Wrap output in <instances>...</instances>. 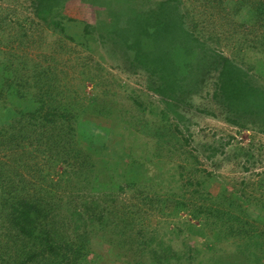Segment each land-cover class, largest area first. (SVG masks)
Returning <instances> with one entry per match:
<instances>
[{
  "label": "rangeland",
  "instance_id": "374dc122",
  "mask_svg": "<svg viewBox=\"0 0 264 264\" xmlns=\"http://www.w3.org/2000/svg\"><path fill=\"white\" fill-rule=\"evenodd\" d=\"M95 1L67 0L64 12L55 17L57 19L49 18L44 22L36 16L32 0H0V66L10 65L19 80L33 82L32 68L39 61L56 74L52 82L62 89H69L71 96L86 102L89 97L96 96L98 105L105 102L113 111H118L110 120L105 116L93 118L108 128L107 149L100 148L103 138L91 141L80 138L83 147L90 148L94 156L100 157L99 161L107 160L106 170L98 169L101 164L94 157L96 174L92 181L86 172L88 168L90 170L89 159L68 158L63 161L59 156L55 160L52 158L54 153L44 149L43 140L26 142L18 127L28 125L39 129L28 123L30 115L26 113L21 122L15 124L11 146L1 144L3 140H0V161L5 170L3 183L15 190L14 196L21 198L43 197V193L54 195L53 204L57 206H54L51 217L56 219L52 231L55 237L62 235L59 239L74 241L75 227L78 234L84 228L87 232L82 239L90 241L92 251L100 256L98 261L90 260L93 254H88V263L83 264H111L112 261L114 264L126 261L137 264H264V256L259 250V245L264 242L261 235L264 232V181H261L264 179V134L250 126L231 125L223 114L218 113L219 107L212 97L214 70L203 74L201 89L190 96V106L179 108V113L190 121L186 125L189 131L184 132L185 125L179 124L172 114L161 113L164 104L161 96L149 89L147 72L130 69L123 56L125 48L120 43H111L107 31L120 18V13L113 7L114 0H109L108 9ZM158 1L131 0L130 5L145 13L154 9ZM239 3L242 6L239 7ZM183 8L188 23L195 22L199 29L204 27L203 30L211 36L208 42L213 47L244 68L248 66L255 80L264 84V50L251 45L264 38V31L247 26L252 14L248 3L228 0L222 8H216L213 17L197 14L200 7L191 0H183ZM217 11L228 12L229 20ZM26 20L36 23L29 29L28 25H22ZM87 24L94 29H103L94 31L91 42L84 37ZM233 29L236 32L231 34ZM99 33L102 37L101 34L98 36ZM82 41L88 42L87 47L80 44ZM140 102L142 105L138 106ZM204 110L208 112L204 113ZM130 114H139L143 123L132 120ZM154 125L157 129L155 136ZM174 128L183 130L178 132L181 146L172 147L174 138L170 132ZM227 140L230 142L223 152L210 157L211 151L206 147ZM241 147L251 149V161L246 162V157L239 155ZM100 151L101 155L98 154ZM112 164L119 170L128 164L136 165L130 169L133 176L128 177L134 184L137 181L138 186L118 191L116 184L120 179H126V173L109 170L106 174ZM80 180L85 183L89 180L92 185L83 188ZM70 182H76L81 189L69 187ZM109 185L113 187L106 198L113 201L105 202L102 200L103 191ZM223 192L228 197L238 198L239 210L232 207L229 214L216 215L213 220L208 214L196 218V210L214 206L213 201L216 205L222 201L225 207L227 201L221 196ZM4 193L0 190V257H9L11 264H15L25 256L24 242L22 235L9 223L10 207L1 209ZM123 208L127 211L138 208L139 218L150 227V234H157L162 245L170 246L168 257L159 242L153 245V251L148 248L149 251L137 253L140 249L134 241L135 236L126 240L131 246L127 255L115 261L108 255L107 238L115 240L111 233L115 227L113 220L121 215ZM247 211L251 212L248 217L245 215ZM258 215L260 219H257ZM244 220L248 221L245 232L236 230L228 239L216 236L231 227L230 230L237 229L239 222ZM196 228L204 232L203 236L196 232ZM103 235L107 242L100 238ZM232 244L246 246L244 254L231 256ZM82 260H86L85 257Z\"/></svg>",
  "mask_w": 264,
  "mask_h": 264
},
{
  "label": "trees",
  "instance_id": "16d2710c",
  "mask_svg": "<svg viewBox=\"0 0 264 264\" xmlns=\"http://www.w3.org/2000/svg\"><path fill=\"white\" fill-rule=\"evenodd\" d=\"M65 1L67 0H32V4L34 5L36 16L47 22L49 18L54 19L64 12ZM111 1L96 0L95 2L100 3L103 7L107 6L106 9H108ZM191 1L197 2L200 7L199 10L197 9V14L208 17H213L216 8L218 10L224 6L225 2H228V0H205L204 3L201 0ZM242 1L246 4L248 3L252 11L247 26L251 25L264 31V0ZM114 3L113 7L120 13V18L108 31H104H107L112 40L111 43H120L125 48L123 56L125 61L128 62L130 69L134 71L143 69L150 76L149 89L161 96L160 100L164 104L163 110H161L163 115L172 114L175 119H178L179 124L185 125L184 132H188L189 126L186 125L190 121L179 113V108L182 105L190 106V96L197 94L201 89L200 80L203 74L211 73V70H214L216 77L212 97L219 107L218 113L223 114L225 121L231 125L239 128L250 126V128H256L260 133L264 134V84L255 80L248 66L244 68L235 59L227 57L224 52L213 47L208 42L211 36L203 30L204 27L199 29L195 22L188 23L187 14L183 8V0H159L154 9H150L145 13L135 9L134 5L131 6V0H114ZM240 6H242L241 3H239ZM217 13H221V16L228 19V12L217 11ZM35 23L28 20L22 21V25H28L29 29ZM227 23L231 26L230 22ZM84 30V37L89 39L90 42L93 39L94 31H103V29H94L90 24H87ZM233 32L235 33L236 31L233 29L230 33L234 34ZM100 36L102 37V34ZM87 43L82 41L80 44L87 47ZM251 45L264 50V38L258 39V42H254ZM32 70L33 82H28L26 79L19 80L17 73L12 72L10 65L3 64L0 66V140H3L1 144H5L7 147L11 146L10 140L12 143L14 139L13 130L16 128L15 124L21 122V118L26 113H29L30 120L28 123L32 126H37L39 129L29 128L28 125L18 127L23 132L26 142L29 141L31 143L43 140L46 146L44 149L54 153L52 158L55 160L59 156L63 157V161L68 158H73L74 160L89 159L90 170L88 168L86 172L89 173L93 181V177L96 174L94 172L96 168L94 157L96 156L93 155L90 148L85 149L83 147L80 138L86 141L103 138L100 148H102L101 150L107 149L108 128L93 118L105 116L110 120L113 114H117L118 111H113L112 106L105 102L98 105L96 96L89 97L87 102L82 98L79 100L71 96L69 89H62L60 86L59 88L52 82L56 78V74L51 72L49 68L43 67L39 61H37ZM15 78L17 79L13 80ZM140 105H142L141 102L138 103V106ZM206 112L208 111L204 110V113ZM208 114L211 116L218 115L216 113ZM130 115L132 120L143 123V119H141L139 114ZM155 128L156 125H154V136L157 133ZM162 128L166 131L169 130L167 126H162ZM134 130L137 131L136 129ZM178 132L182 133L183 130L174 128V131L170 132L174 138L172 147H175L176 144L181 146ZM229 142L227 140L220 142L217 146L206 147L207 151L209 149L211 151L210 157L217 152L222 153L223 148ZM159 145L161 146V144ZM45 150L42 151L46 152ZM98 154L101 155L102 152L100 151ZM239 155L245 156L246 162L251 161V158H253L250 148L241 147ZM96 158L99 161L100 157ZM99 162L101 166L98 169L103 170L107 165V160L102 159ZM3 164L0 161V190L5 192V197L1 199V209L10 207L9 223L22 235L24 242L25 256L23 259L17 260L15 264H83V262L88 263L86 258L88 254H93L90 260L96 259L98 261L100 256L96 251H92L91 242H85L82 239L85 232H87L84 228L82 233L78 234V230L75 227L76 237L74 241L59 239L62 235L55 237L52 231L55 230L56 219L51 217L54 212V206H57L53 204L54 195L43 193V197L37 196V198L14 196L15 190L3 183L5 171ZM114 166L115 164L110 165L106 174H108L109 170L126 173V179H120L116 184L118 191H125L138 186L137 181L134 184L133 179L128 177L133 176V172L130 169L136 165L128 164L123 170L114 168ZM15 167L17 168L16 165ZM15 167L13 166V168ZM134 177L136 178V175ZM261 181H264V179ZM82 183L83 188H88L92 185L89 180L86 183ZM189 183L191 184L192 181H189ZM68 186L77 188L78 191L81 189L80 186H76V182H70ZM112 187L109 185L103 191V201H113V199L106 198L107 192ZM47 196L48 199L46 198ZM221 196L227 201L225 207L224 205L222 206L224 204L221 203L222 201L217 203L219 206L213 201L211 204L214 206L210 208L202 209L199 207L195 212L196 218L202 214H208L213 220L216 215H221L225 212L229 214V210L232 207L239 210L240 205L237 204L238 198L236 196L228 197L224 192ZM137 209L127 211L126 208H123L120 211L121 215L113 220L115 221V227H113L111 233L115 240L112 239L113 237L107 238L109 242L108 255L112 256L114 261L127 255L126 252L131 250V246L128 243L129 241L126 240L135 236L136 239L134 241L140 249L136 251L137 253L139 251H149L148 248L153 251V245L159 242L162 249L167 252L168 257L170 246L162 245V240L158 239L157 234H150V227H147L140 220ZM99 215L101 214L99 213ZM245 215L248 217L251 212L247 211ZM229 218H232V216H229ZM257 219H260L259 215ZM208 222L206 221V223ZM239 223L237 229L230 230L231 227L227 231L224 230L223 233L220 231L222 234L216 236L221 239H228L234 236V231L236 230L245 232L248 221L244 220ZM196 232L202 236L204 234V232L200 231V228H196ZM259 234L260 232L258 231ZM261 235L264 237V232ZM100 238L106 241L104 235L100 236ZM232 249L233 254L231 256L236 257L239 253L241 255L244 254L246 246L234 245ZM259 250L262 253L261 255L264 256V242L259 245ZM220 251L222 250L220 249ZM39 257L42 258L38 259ZM82 257H85L86 260H82ZM79 259L81 260L78 261ZM11 262L9 257H0V264H11ZM137 263L124 262V264ZM111 264H114L113 261Z\"/></svg>",
  "mask_w": 264,
  "mask_h": 264
}]
</instances>
